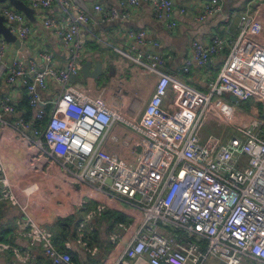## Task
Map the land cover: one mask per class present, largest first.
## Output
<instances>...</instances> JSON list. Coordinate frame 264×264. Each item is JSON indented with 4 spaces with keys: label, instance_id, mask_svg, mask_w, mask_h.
I'll return each mask as SVG.
<instances>
[{
    "label": "built area",
    "instance_id": "2783aa9c",
    "mask_svg": "<svg viewBox=\"0 0 264 264\" xmlns=\"http://www.w3.org/2000/svg\"><path fill=\"white\" fill-rule=\"evenodd\" d=\"M23 1L33 8L60 7V19L44 16L42 22L69 48L70 58L64 67L53 65L51 51L41 54L44 67L18 57L7 60L6 40L0 36V79L5 74L9 82L20 78L29 104L37 107L31 121L10 119L6 114L16 111L15 104L8 96L0 100V201L25 214L16 222L17 234L38 247L51 264H76L71 242L66 240L64 249H59L53 232L35 220L55 219L56 209L47 206L46 199H60L75 188L81 192L77 201L81 213L74 237L89 254L99 250L93 238L95 219L115 203L131 213V218L111 224L109 238L119 247L111 264H203L208 258L223 264H264V121L257 117L245 121L235 118L232 110L224 114L217 106L212 108L214 95L233 94L239 101L259 97L264 111V45L247 44L264 40L261 22L240 14L239 35L207 90L165 72L160 52L136 47L131 52L122 44H110L154 81L142 110L127 116L104 94L91 95L70 79L81 72L83 63L79 34L91 16L84 0ZM147 1L156 16L176 25L172 0ZM93 9L104 20L119 16L115 8L107 10L99 3ZM221 9L220 0H206L199 18ZM0 13L18 38L30 37L31 22L24 12L3 2ZM225 21H230L229 14ZM127 36L141 46L146 42L143 29H132ZM226 45L220 36L210 43L194 42L193 58H187L183 69L188 71L194 61L204 65ZM48 76L58 82L60 92L44 100ZM171 84L177 94L173 104L166 105ZM209 115L223 120L225 128L202 140L197 129ZM116 121L131 131L112 130ZM226 124L233 128L228 136ZM21 141L25 148L14 156L20 164L26 166L27 158L31 163L22 169H27L23 178L5 154ZM109 144L120 145L132 157L107 149ZM38 179L45 181L46 195L33 199L24 194L21 182L33 185ZM6 253L23 262L38 257L30 248L0 241V254Z\"/></svg>",
    "mask_w": 264,
    "mask_h": 264
},
{
    "label": "crops",
    "instance_id": "0c3cea01",
    "mask_svg": "<svg viewBox=\"0 0 264 264\" xmlns=\"http://www.w3.org/2000/svg\"><path fill=\"white\" fill-rule=\"evenodd\" d=\"M172 1V19L176 21L175 26L168 25L167 18L156 16L152 4L147 0H138L135 4H130L129 0H84L91 11V16L89 21L82 25L79 34V38L83 43L82 62L88 58L92 59L94 63L97 60H101L102 70L105 71L104 74L101 72L97 79L92 77L83 78L80 72V75H77L78 79L74 82L87 93L95 95L96 93L92 94V90L89 89L90 85L94 83L98 91L101 88L99 85H105L106 82H109L108 86L110 87V83L120 76L119 73L123 71L130 72V69L133 68L132 66L134 65L137 66L138 70L143 74L144 71L142 68L127 57H123L124 62H120L115 55L113 57L110 56L109 52H115V50L109 45L122 44L126 50L131 52H133L136 47L145 52L156 51L162 53L165 57L162 69L165 72L185 80L187 83L200 90H207L210 82L217 78L223 62L229 53L232 41L239 35L240 29L238 27V22L240 14H249L260 21L264 27V0H220L222 4L221 11L212 15H207L201 19L199 16L203 14V5L206 0ZM26 3L28 4V2ZM95 3L102 4L107 10L115 8L119 12V16L104 20L101 12L93 9ZM5 4L9 5L10 3L6 1ZM10 6L15 8L11 4ZM34 9L35 20H30L32 27L30 37L21 40L24 48H17L14 42L6 41L5 58L10 60L18 57L23 59L26 63L33 60L38 67H44L45 62L41 54L44 51H51L53 53V65L56 67H64L70 58V50L63 46L57 34L51 28L44 26L42 22L44 16L60 19L62 15L60 7L54 4L50 9L41 6ZM227 14L230 15V21H225V15ZM132 29H143L145 31L146 42L144 45L141 46L128 38L127 34ZM216 36L224 37L227 40V45L224 49L211 55L202 66L194 61L189 66V70L185 71L183 67L187 58H193V43H210ZM247 44L250 46H257L258 44L264 45V40L261 42L248 41ZM106 47L110 48V50ZM103 66H105V69H103ZM150 81L153 80L150 79ZM47 84V90L42 93V98L44 100H50L57 97L60 92L58 82L53 77L48 76ZM133 88L139 90L140 87L138 85H133ZM153 88L154 83L145 98L143 107L153 92ZM109 92L112 91L109 90ZM122 92L123 94L118 95L120 98L119 103L112 102L107 97L106 98L110 103L118 106L127 116H133L140 112L142 109L139 108L140 106L138 105V100L135 99L134 91L125 89ZM176 92L177 88L171 84L165 99L166 105L168 103L173 104V99L177 94ZM5 96L11 98L16 109L13 114H6L7 118L13 119L23 117L27 121L33 120L37 107H33L29 104L26 89L20 78H17L13 82H9L6 74L2 76L0 79V100ZM215 106L218 107L217 104L213 103L212 108ZM49 107H51V104L47 103L46 108L49 109ZM232 112L235 118L249 121L248 117L243 113L235 112V110H232ZM211 120H213L212 115H209L202 124L199 125L197 133L200 139L203 140L208 134L215 133L213 132L214 130L208 133L206 131V128L212 127ZM116 123L122 124L118 130L114 129ZM224 128L225 125L223 124V130ZM112 130L117 132L123 130L131 131L130 128L120 121L114 122ZM24 148L25 144L21 141L19 144L16 143L12 148H7L5 150L7 159L12 161L16 168L21 170V178H23L24 171L27 170L22 169L27 165V168H30L31 163L29 158H27L26 166L25 163L20 164V161L16 159L14 154L23 151ZM107 149L114 150L128 159L132 157V154L120 145L109 144L107 145ZM62 178L63 176L59 174L58 180L62 181ZM21 185L24 187V194L30 198L35 199L46 195L47 186L43 179H38L33 185H27L22 180ZM74 189L72 188L60 199H46V205L56 209L57 216L55 219L52 221H43L36 218L35 220L52 231L54 239L57 232L66 227L62 225V223L57 225L55 222L58 219H70V229L66 238L61 243H57L54 240L55 245L59 249H62V247L64 249L65 241H70L72 245L71 253L73 261L76 264H104L100 262L101 258L109 259L111 264L112 259L118 253L119 247L111 242L109 238L112 224L111 220L113 218H111V220L107 219L106 214L110 210V207L105 210L100 218L93 221V235L95 233L98 238L95 242L99 250L94 255L89 254L85 248L77 244L74 237L75 227L80 219L81 213L77 203L81 192ZM41 190V196L34 197L31 195L38 194ZM24 216L25 214L17 207L9 205L5 201H0V241L13 243L22 250L30 248L38 254V257L32 262H23L12 253L0 254V264H51V262L41 254L38 247L30 246L26 238L17 234L16 222L19 219H23Z\"/></svg>",
    "mask_w": 264,
    "mask_h": 264
},
{
    "label": "rangeland",
    "instance_id": "374dc122",
    "mask_svg": "<svg viewBox=\"0 0 264 264\" xmlns=\"http://www.w3.org/2000/svg\"><path fill=\"white\" fill-rule=\"evenodd\" d=\"M108 47H106V48H108ZM111 48H113V47H111ZM108 49L110 50V48H108ZM115 52H109L110 56L113 57L115 55L116 58L120 62H124L125 56L118 53V52H116V53ZM81 59H82V57H81ZM132 67L133 68L130 67L131 68L130 72L129 71H127V72L123 71L122 73H119L120 76H118L116 78V80H114L110 83V87L108 86L109 82H106L105 85H102V84L99 85V87H101V88L98 91V89L96 88V86L93 83L92 85H90L89 89L92 90L91 91L92 94L102 93L110 101L116 102V103H119L120 98L118 97V95L123 94V92H122L123 90H125V89L128 91L133 90L135 99L138 100V105L140 106L139 108L142 109L143 105H144L145 98H146L147 94L149 93L151 87L153 86L154 81H150V78L145 73L141 74V72L138 70L137 66L134 65ZM123 68H124V65H123ZM103 69H105V66H103ZM104 71L102 70V74H104ZM79 75H80V73H79ZM136 79H138V80H136ZM86 83H87V81H86ZM133 85H138L140 87L139 90L134 89ZM109 90L112 92H109ZM252 100L257 101L254 98H252ZM212 103L217 104L218 108L224 114H228L231 110H235V112H240V113H243L244 115H246L248 117V120L253 119L255 117H258L260 120L264 121V117L256 115L248 109V107L246 106V101H239V100L233 101V100H231L229 95H223V96L214 95L212 97ZM218 121L219 122L211 120L212 127L206 128L207 133L211 132L213 130H214L213 132H215V133H220V132L224 131L223 130V124L221 123L224 121L223 120H218ZM120 126H122V124L116 123L114 126V129L118 130L120 128ZM214 128H216V129H214ZM226 129L228 131L225 134L226 136H228V134L230 132H233V128L231 125H227ZM100 262H102L104 264H110L109 259H106V258H101ZM90 264H92V263H90ZM203 264H223V262L217 260L216 258H210V259L208 258L206 260V262Z\"/></svg>",
    "mask_w": 264,
    "mask_h": 264
},
{
    "label": "water",
    "instance_id": "95a60500",
    "mask_svg": "<svg viewBox=\"0 0 264 264\" xmlns=\"http://www.w3.org/2000/svg\"><path fill=\"white\" fill-rule=\"evenodd\" d=\"M6 1H8L11 5H13L17 10L24 12L30 20L32 21L35 20V17H34L35 9L29 6L23 0H0V3L6 2ZM6 21H7V18L3 14L0 13V35H2L7 42H14L17 48H24L21 42V39L18 38L17 35L9 29V27L6 25ZM101 72H102V61L101 60H97L94 63L92 59L88 58L82 63L81 73H82L83 78L92 77L94 79H97L99 75L101 74ZM70 79L71 81L74 82L78 79V76L76 74H71ZM230 98L233 101L237 100L236 96L233 94H230ZM108 181L109 182L111 181L110 178L108 179ZM31 195L34 197L41 196L42 190L38 194H31Z\"/></svg>",
    "mask_w": 264,
    "mask_h": 264
},
{
    "label": "trees",
    "instance_id": "16d2710c",
    "mask_svg": "<svg viewBox=\"0 0 264 264\" xmlns=\"http://www.w3.org/2000/svg\"><path fill=\"white\" fill-rule=\"evenodd\" d=\"M252 98L256 99L257 101H253ZM246 101V106L248 107V109L256 114V115H259V116H262L264 117V111H263V108H262V102H261V99L257 96H254V97H251L247 100H244ZM120 204L119 203H115V204H112V206H110V210L107 212L106 214V218L111 220V218H113L111 220L112 223H114L115 221H118V220H126V219H129L131 218V213L130 211L127 209V208H120ZM70 219H58L55 223L57 225H59V223H62V225H65L66 227L60 231L57 232L54 240L55 242L57 243H61L67 236L68 232H69V229H70ZM54 223V224H55ZM93 238L94 240H98L97 236L93 235ZM63 249V247H62Z\"/></svg>",
    "mask_w": 264,
    "mask_h": 264
}]
</instances>
